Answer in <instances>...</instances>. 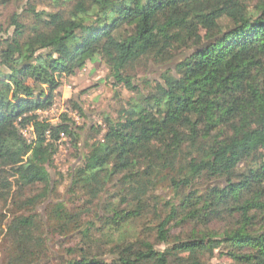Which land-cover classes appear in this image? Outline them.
Here are the masks:
<instances>
[{
    "label": "trees",
    "instance_id": "1",
    "mask_svg": "<svg viewBox=\"0 0 264 264\" xmlns=\"http://www.w3.org/2000/svg\"><path fill=\"white\" fill-rule=\"evenodd\" d=\"M45 1L49 11L27 3L0 29V203L16 207L0 228L11 243L6 264H46L50 237L87 239L98 220L119 233L141 218L148 234L111 235L108 261L60 264H203L217 249L237 264H264V0ZM96 57L114 86L137 95L122 117L105 119L103 142L70 174L84 205L105 204L93 221L64 202L37 212L58 188L45 164L60 136L76 141L68 123L49 125L37 112L52 104L57 74ZM148 67L162 70L160 80L140 96L132 72Z\"/></svg>",
    "mask_w": 264,
    "mask_h": 264
},
{
    "label": "rangeland",
    "instance_id": "2",
    "mask_svg": "<svg viewBox=\"0 0 264 264\" xmlns=\"http://www.w3.org/2000/svg\"><path fill=\"white\" fill-rule=\"evenodd\" d=\"M5 0H0V29L3 30L8 24L9 17L16 11H21L27 3L36 6L37 11H49L48 3L45 0H9L4 4ZM58 10L64 13L72 10V5L67 4ZM161 69L157 67L137 68L132 74L136 78L138 91L140 96H147L153 92L152 88L160 80ZM145 79L150 86L142 84ZM57 86L51 91L52 104L50 107L41 112H37L40 120H45L49 125H58L68 123L70 131L76 137V141L71 136L61 135L57 143V149L50 162H46L45 167L52 179L57 182L58 188L52 194L47 202L42 203L36 209L42 212L47 203L64 202L68 207H80L84 209L82 217L85 221H93L97 213L101 211L105 204L103 199L92 205H84L85 199L78 195L72 194L69 190L70 177L72 171L82 165V161L90 157L96 150V145L103 142V134L105 133V119L116 121L122 117L123 111L128 109L130 104L137 99L136 93H131L120 86H114L110 77L109 68L98 57L86 63V65L71 75L57 74ZM44 95H49L48 87H43ZM139 96V97H140ZM74 106L78 107L77 110ZM22 135L28 142L34 139L33 129L26 127L21 130ZM14 186V179L10 177ZM16 188V187H14ZM40 186L28 188L23 192L25 197L35 195L40 191ZM14 190V189H13ZM109 194H118V191L109 185L107 187ZM166 195V192H163ZM108 194V196H109ZM121 198L117 196L116 204H120ZM125 206H121L124 209ZM16 207L11 204V199L6 204L0 203V228L5 229L11 218L12 212ZM148 219V218H147ZM137 219L127 224L119 233L116 231L106 233L101 221L95 224L89 238L69 237L66 239L50 237L49 238V262L46 264H60L66 260L75 258L80 261L82 256L87 258L96 257L99 260L108 261L112 257L111 244L109 243L111 235L113 240L124 239L132 240L134 237L144 236L148 234L149 219ZM224 224H215L212 226L213 232L219 233L223 230ZM101 230L95 232L94 230ZM105 232L101 238L100 235ZM173 234L186 236L189 232L187 226H175L172 230ZM112 237V236H111ZM88 240H97L96 244L88 247ZM9 239L0 237V264H6L8 260V250L10 246ZM157 249L163 250V246H157ZM80 249L83 252L77 253ZM73 251L70 256L69 252ZM224 250L217 249L213 254L202 255L203 264H237L224 254Z\"/></svg>",
    "mask_w": 264,
    "mask_h": 264
}]
</instances>
